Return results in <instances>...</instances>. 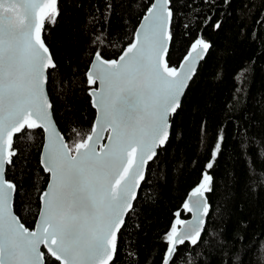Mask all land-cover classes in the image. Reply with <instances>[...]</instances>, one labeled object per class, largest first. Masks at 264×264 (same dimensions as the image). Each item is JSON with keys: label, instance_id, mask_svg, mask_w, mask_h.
<instances>
[{"label": "snow or ice", "instance_id": "1", "mask_svg": "<svg viewBox=\"0 0 264 264\" xmlns=\"http://www.w3.org/2000/svg\"><path fill=\"white\" fill-rule=\"evenodd\" d=\"M179 2L148 0L133 38L111 59L105 58L100 46L116 47L108 40L111 33L106 27L115 2L104 0L102 10L92 5L95 11L87 23L94 25L90 40L94 47L85 77L96 117L87 132L74 127L73 136L66 139L54 120L47 90L50 70L58 65L44 38L48 26L58 23L60 0H0V264H116L121 231L126 216L135 211L146 168L169 142L171 118L181 107L197 63L211 47L197 35L179 66H170L167 57ZM202 2L211 5L215 0ZM231 2L223 0L225 6ZM194 3L187 6L193 9ZM253 7L245 3L242 10ZM212 20L206 15L202 27ZM255 24L264 26V11ZM221 26L219 20L212 24L214 29ZM249 71L245 68L236 76V95L247 92ZM36 130H42L39 164L48 180L30 229L14 211L20 185L8 177L21 156L18 145L31 141ZM105 139L107 143H102ZM224 140L221 128L209 146L199 183L162 238L166 248L161 264H178L184 254L181 246L194 251L202 243L210 211L206 193L214 184L209 170ZM259 157L264 162V145ZM182 213H190L192 219H181ZM125 255L131 260L138 253L129 248ZM186 264L196 262L189 259Z\"/></svg>", "mask_w": 264, "mask_h": 264}, {"label": "trees", "instance_id": "2", "mask_svg": "<svg viewBox=\"0 0 264 264\" xmlns=\"http://www.w3.org/2000/svg\"><path fill=\"white\" fill-rule=\"evenodd\" d=\"M110 17L111 35L100 46L105 58H116L119 50L133 38L148 0H114ZM180 0L177 5L167 57L170 66L178 67L191 42L202 35L211 47L201 61L185 94L181 107L171 118L169 142L146 168L134 201L135 211L126 216L120 235V258L116 264H161L166 245L164 234L174 222L188 194L202 176L210 157V145L224 129L225 140L214 168L213 190L206 193L210 205L203 242L194 251L181 246L178 264L192 259L196 264H264V162L259 157L264 145V26L255 24L261 0H223L204 4L195 0L193 9ZM245 3L254 5L242 10ZM101 10L104 0H60L62 9L55 27L44 34L47 46L58 67L50 70L47 86L54 106V120L66 139L72 128L87 132L95 117L91 106L85 72L94 46L90 44L94 25L89 16ZM79 5V6H77ZM212 23L202 27L206 15ZM221 21V28L212 24ZM189 24L185 28V24ZM243 29V31H242ZM255 30L256 35L252 33ZM249 68L247 92L235 94L236 76ZM239 101V103H237ZM42 130L33 133L18 147L21 156L9 170L20 189L14 197V211L26 227L33 228L38 215L40 191L45 189L48 174L39 164ZM190 213H182L187 220ZM133 249L137 256L125 255ZM198 254V255H197Z\"/></svg>", "mask_w": 264, "mask_h": 264}, {"label": "water", "instance_id": "3", "mask_svg": "<svg viewBox=\"0 0 264 264\" xmlns=\"http://www.w3.org/2000/svg\"><path fill=\"white\" fill-rule=\"evenodd\" d=\"M137 26H138V23H137ZM170 46V45H169ZM207 55V54H206ZM206 55H205V57H206ZM204 57V58H205ZM201 61H203V60H201ZM201 61H199L198 63H197V70H198V67H199V65H200V63H201ZM180 63V62H179ZM90 65V64H89ZM88 65V66H89ZM179 66V65H178ZM89 68V67H88ZM197 70H196V72H197ZM196 72H195V74H196ZM194 77V76H193ZM193 79V78H192ZM190 82H191V80L189 81V84H190ZM189 86V85H188ZM187 89V88H186ZM186 89H185V91H186ZM184 94H185V92H184ZM184 96V95H183ZM183 96L181 97V100H182V98H183ZM96 111V110H95ZM95 117H96V113H95ZM94 117V118H95ZM58 127V126H57ZM59 129V128H58ZM105 135H107V133L105 134ZM102 143H107V140L105 139L104 141H102ZM41 147H42V145H41ZM41 152H42V148H41ZM41 152H40V154H41ZM40 159V156H39V158H38V160ZM45 186H47V184H45ZM46 188V187H45ZM138 193V192H137ZM18 216V215H17ZM36 219H37V217H36ZM192 219V215L190 214V218H188L187 220H191ZM186 220V221H187ZM35 223H36V220H35ZM35 223L33 224L34 226H35ZM33 226V227H34ZM29 228V227H28ZM31 229V228H30Z\"/></svg>", "mask_w": 264, "mask_h": 264}]
</instances>
